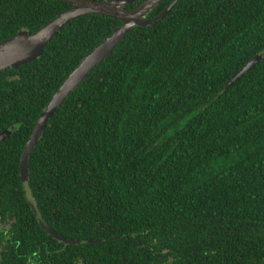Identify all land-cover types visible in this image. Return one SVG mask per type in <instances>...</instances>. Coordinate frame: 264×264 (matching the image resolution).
Here are the masks:
<instances>
[{
    "label": "trees",
    "instance_id": "16d2710c",
    "mask_svg": "<svg viewBox=\"0 0 264 264\" xmlns=\"http://www.w3.org/2000/svg\"><path fill=\"white\" fill-rule=\"evenodd\" d=\"M71 8L0 0V44ZM122 24L79 17L38 59L0 72V133L15 127L0 143L5 264H264V0H180L132 28L58 108L21 175L53 95Z\"/></svg>",
    "mask_w": 264,
    "mask_h": 264
},
{
    "label": "water",
    "instance_id": "95a60500",
    "mask_svg": "<svg viewBox=\"0 0 264 264\" xmlns=\"http://www.w3.org/2000/svg\"><path fill=\"white\" fill-rule=\"evenodd\" d=\"M72 5V8L50 21L43 28L34 34L29 31H20L12 39L0 44V72L6 69H18L21 66L35 61L44 52L46 46L58 33L73 20L85 15H100L114 20H119L123 24L121 27L99 44L66 78L58 91L53 95L45 110L41 113L33 132L28 140L23 153L20 165V172L23 176L28 169V159L34 148L37 146L46 126L52 116L65 100L88 78L92 71L109 57L116 47L122 42L127 33L136 26H153L166 16L180 0L173 3L154 20H146L145 17L163 0H147L144 4L134 10H125L126 5L132 4L135 0H58ZM261 57L256 56L246 66L242 68L231 80L233 84L245 73L250 71ZM15 131V127L0 133V143L3 142ZM49 232L60 239L52 231ZM65 243L70 241L65 240Z\"/></svg>",
    "mask_w": 264,
    "mask_h": 264
},
{
    "label": "flooded vegetation",
    "instance_id": "af4514ba",
    "mask_svg": "<svg viewBox=\"0 0 264 264\" xmlns=\"http://www.w3.org/2000/svg\"><path fill=\"white\" fill-rule=\"evenodd\" d=\"M24 179H26V177H24ZM32 208H33V210L35 209L33 206H32ZM13 223H14L13 220H10V221L5 222V223H2L0 220V264H5V261H4L5 260V254L7 253L6 247H7L8 242H9L10 228H13L12 227ZM3 231H4V233H3ZM11 260H12V258H11ZM13 264H17V262H14Z\"/></svg>",
    "mask_w": 264,
    "mask_h": 264
},
{
    "label": "rangeland",
    "instance_id": "374dc122",
    "mask_svg": "<svg viewBox=\"0 0 264 264\" xmlns=\"http://www.w3.org/2000/svg\"><path fill=\"white\" fill-rule=\"evenodd\" d=\"M22 31H26V30H22ZM26 174H27V171L24 173V175H23V176H24V177H26Z\"/></svg>",
    "mask_w": 264,
    "mask_h": 264
}]
</instances>
